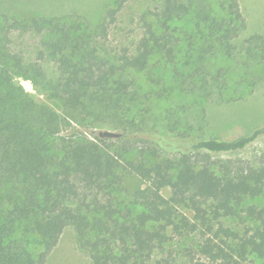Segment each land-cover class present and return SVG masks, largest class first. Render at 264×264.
I'll return each mask as SVG.
<instances>
[{
  "label": "trees",
  "instance_id": "obj_1",
  "mask_svg": "<svg viewBox=\"0 0 264 264\" xmlns=\"http://www.w3.org/2000/svg\"><path fill=\"white\" fill-rule=\"evenodd\" d=\"M126 2L113 0L97 24L79 14L3 17L0 264H45L68 227L88 264L264 259V207L248 204L264 193V153L246 168L213 159L244 151L264 126L231 140L157 135L140 119L147 94L135 79L153 64L174 66L199 101L242 100L264 85V34L244 37L239 0H165L135 48L111 52L107 38ZM15 32L46 36L35 62L13 49ZM18 72L61 112L16 84ZM72 124L85 132L60 135ZM98 127L121 137L91 139ZM140 143L151 150L134 153Z\"/></svg>",
  "mask_w": 264,
  "mask_h": 264
},
{
  "label": "rangeland",
  "instance_id": "obj_2",
  "mask_svg": "<svg viewBox=\"0 0 264 264\" xmlns=\"http://www.w3.org/2000/svg\"><path fill=\"white\" fill-rule=\"evenodd\" d=\"M165 0H127L111 26L107 38V46L111 52H123L135 48L144 32L145 20H151L153 13L161 8ZM242 13L246 19L244 37L252 34H264V0H239ZM113 0H0V24L4 23V16L9 18H32L41 16H60L66 14H79L86 17L92 24H97L103 18L106 9ZM46 36L36 32L11 34V46L17 53H21L25 62H35L38 51L42 49ZM156 64V62H155ZM50 76H57L56 65L46 63ZM176 67H163L154 65L152 69L143 74H136L135 79L142 94H147L141 104L140 119L144 117L150 130L157 135L167 137L183 136L192 138L205 137L221 140L235 139L241 135L249 134L255 129L264 126V85L258 87L252 94L244 99L219 103L218 101L201 102L193 93H187L186 85L182 89L180 81L175 74ZM16 84L27 91L38 103L48 104L57 111L61 108L53 102L46 91L23 72L13 75ZM169 92H168V91ZM150 108V110H147ZM112 130L108 127L95 128L87 135L95 139L100 131ZM84 128L72 124L65 128L62 136L71 135ZM113 148L119 149L120 142L111 143ZM139 150L148 152L151 148L148 143L137 145ZM129 155L135 158V154ZM136 153V154H137ZM264 137L249 145L244 151L237 153L215 155L213 159L228 163L232 168L240 166L246 168L263 155ZM158 154L168 156L159 151ZM169 196V193L166 194ZM248 204L264 207V193L249 199ZM240 225L242 220H237ZM232 226V222L228 223ZM89 258L78 249L76 232L68 227L63 232L58 245L50 253L45 264H88ZM253 264H264V259L254 258Z\"/></svg>",
  "mask_w": 264,
  "mask_h": 264
},
{
  "label": "water",
  "instance_id": "obj_3",
  "mask_svg": "<svg viewBox=\"0 0 264 264\" xmlns=\"http://www.w3.org/2000/svg\"><path fill=\"white\" fill-rule=\"evenodd\" d=\"M99 136L101 138L117 139L121 137V133L110 130H104L99 132Z\"/></svg>",
  "mask_w": 264,
  "mask_h": 264
}]
</instances>
